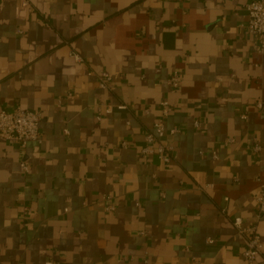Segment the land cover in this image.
I'll return each mask as SVG.
<instances>
[{
    "label": "crops",
    "instance_id": "1",
    "mask_svg": "<svg viewBox=\"0 0 264 264\" xmlns=\"http://www.w3.org/2000/svg\"><path fill=\"white\" fill-rule=\"evenodd\" d=\"M249 1L0 0V110L43 116L41 143L0 137V264H248L233 217L264 244V54L243 26ZM101 102L128 109L98 120ZM160 119L180 129L163 138L169 163L141 156Z\"/></svg>",
    "mask_w": 264,
    "mask_h": 264
},
{
    "label": "built area",
    "instance_id": "2",
    "mask_svg": "<svg viewBox=\"0 0 264 264\" xmlns=\"http://www.w3.org/2000/svg\"><path fill=\"white\" fill-rule=\"evenodd\" d=\"M28 2V0H25ZM247 19L243 24L246 32L251 38L252 49L256 53L264 54V0H250L245 4ZM21 32V30H19ZM71 57L77 62H85V58L75 50L70 51ZM91 75H96L99 86L102 88H112L113 77L107 71H90ZM172 91L177 90L181 84V74L178 71L173 72L170 77ZM256 108L264 116V99H259ZM128 105L125 103L111 104L101 102L97 105L96 118L101 120L104 114L110 115L116 110H127ZM161 110L163 116L167 117L175 110V105L168 99L161 101ZM241 117L246 119L247 112H242ZM43 116L40 112L32 109L24 108L17 105L13 110H0V137L19 144L25 149L31 142H42L41 123ZM194 126L200 128L202 126L201 118L194 120ZM180 129L172 127L167 129L163 120L154 122L153 129L145 133V144L141 149V156L147 158L149 155L156 154L164 162L169 163L172 160L174 146L163 141L166 134H176ZM232 141V139H227ZM130 141L126 138L121 139L120 147L128 148ZM263 146L259 142H254L251 149L254 153L261 152ZM213 156L218 158L216 151H213ZM20 169L24 174H29L30 166L27 160L23 159L20 163ZM227 199V198H226ZM107 210H115L116 205L113 203L110 196H106ZM225 209H223L224 211ZM30 207L24 204V212L27 215ZM255 216L260 219L264 216V182L261 183L259 193L256 198ZM233 223L237 231L246 237L247 246L243 251V256L248 264H255L262 257L264 264V244L261 241L260 235L257 232V226H247L244 224L243 217H233ZM209 242H213L208 238ZM45 264H61L56 259H48Z\"/></svg>",
    "mask_w": 264,
    "mask_h": 264
},
{
    "label": "trees",
    "instance_id": "3",
    "mask_svg": "<svg viewBox=\"0 0 264 264\" xmlns=\"http://www.w3.org/2000/svg\"><path fill=\"white\" fill-rule=\"evenodd\" d=\"M153 126H154V124L152 125V127L148 131H151L153 129Z\"/></svg>",
    "mask_w": 264,
    "mask_h": 264
}]
</instances>
